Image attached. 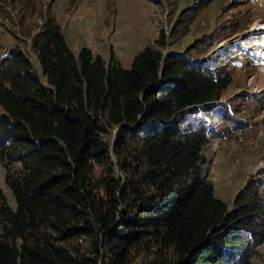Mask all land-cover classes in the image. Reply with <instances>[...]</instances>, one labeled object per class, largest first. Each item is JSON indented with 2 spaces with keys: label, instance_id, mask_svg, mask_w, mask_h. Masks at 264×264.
Returning <instances> with one entry per match:
<instances>
[{
  "label": "trees",
  "instance_id": "1",
  "mask_svg": "<svg viewBox=\"0 0 264 264\" xmlns=\"http://www.w3.org/2000/svg\"><path fill=\"white\" fill-rule=\"evenodd\" d=\"M41 27L40 73L20 48L0 61V160L22 166L15 208L0 192V264L248 263L256 189L230 210L202 174L210 138L246 124L220 103L222 59L165 54L161 31L124 68Z\"/></svg>",
  "mask_w": 264,
  "mask_h": 264
},
{
  "label": "rangeland",
  "instance_id": "2",
  "mask_svg": "<svg viewBox=\"0 0 264 264\" xmlns=\"http://www.w3.org/2000/svg\"><path fill=\"white\" fill-rule=\"evenodd\" d=\"M49 18L61 27L73 54L87 46L124 68L144 47H156L161 31L165 54L201 65L222 59L231 82L220 103L233 105L246 124L210 138L201 151L202 174L230 210L237 209L239 195L256 189L259 228L247 231L252 250L246 264H264V52L256 48L264 45V31H255L264 22V0H0V61L20 48L40 73L31 39ZM238 45L241 50L232 53ZM114 133L104 138L111 141ZM110 155L117 171L116 157ZM21 170L19 162L0 160V192L12 208L16 204L6 178ZM103 170L99 167L96 175Z\"/></svg>",
  "mask_w": 264,
  "mask_h": 264
}]
</instances>
